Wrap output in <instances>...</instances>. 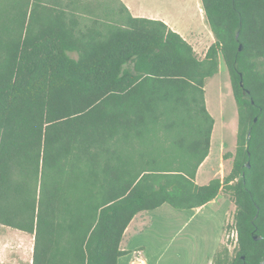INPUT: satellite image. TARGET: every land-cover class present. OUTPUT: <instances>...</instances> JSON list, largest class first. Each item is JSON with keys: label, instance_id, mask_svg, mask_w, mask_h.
I'll use <instances>...</instances> for the list:
<instances>
[{"label": "trees", "instance_id": "trees-1", "mask_svg": "<svg viewBox=\"0 0 264 264\" xmlns=\"http://www.w3.org/2000/svg\"><path fill=\"white\" fill-rule=\"evenodd\" d=\"M200 5L214 38L203 59L119 0H0V225L33 236L32 264H117L136 215L220 193L236 245L211 264H264V0ZM220 59L235 152L226 177L198 186Z\"/></svg>", "mask_w": 264, "mask_h": 264}, {"label": "rangeland", "instance_id": "rangeland-1", "mask_svg": "<svg viewBox=\"0 0 264 264\" xmlns=\"http://www.w3.org/2000/svg\"><path fill=\"white\" fill-rule=\"evenodd\" d=\"M206 100L219 114L217 121L222 125L212 134V152L208 162L201 166L200 184H206L207 179L211 180L213 176L219 179L226 177L231 170L232 158L223 160V155L235 152L237 111L222 60L218 74L208 80ZM222 145L224 149L221 151ZM234 213L235 206L230 196L220 193L216 201L192 218L186 211L172 209L149 214L151 223H147V229L128 245L131 260L137 263L143 260L147 264H205L215 243V253L226 248L231 256L236 245ZM140 247L144 249L138 251Z\"/></svg>", "mask_w": 264, "mask_h": 264}, {"label": "crops", "instance_id": "crops-1", "mask_svg": "<svg viewBox=\"0 0 264 264\" xmlns=\"http://www.w3.org/2000/svg\"><path fill=\"white\" fill-rule=\"evenodd\" d=\"M119 1L125 6L129 14L133 18L163 22L170 30L179 34L192 47L193 51L199 59L204 58L207 49L214 43V38L204 20L200 0ZM220 61L218 72L220 68ZM208 80L206 81L204 87V101L206 110L213 118L214 124L210 137V148L208 156L199 166L196 173L195 183L198 186L206 185L212 180L207 179L208 182L206 184H200L198 182L199 173L204 167L203 165L208 162V158H210L212 152V134L213 132L215 134V131L219 127V125H222V122L217 121V116L219 117V114L214 111V107H212L211 103L209 105V102L206 100V85L208 84ZM211 84L209 85V87L211 86ZM221 147L222 148L220 149L222 151L224 149V145H222ZM201 166L203 167L201 168ZM214 178L215 177L213 176V179ZM217 198L202 208L186 212L189 213L191 215L190 218H192L194 215L199 214L203 210H205L214 201H216ZM163 210L169 211L171 210V208L168 205H162L160 208L152 212H143L133 218V220L126 228L122 240L119 244V250L124 252V255L117 260V264H147V262L143 260H140L139 263H137L138 261L134 262L133 259L131 260V251L128 250V245L133 239H135L139 234H143L147 229V223H151L149 214L157 213L159 211L161 212ZM33 243V236L0 225V264H32ZM141 249L144 248L140 247L138 248V251H142ZM215 250L216 243L214 244L211 251L207 254L205 264H211L213 255L215 254Z\"/></svg>", "mask_w": 264, "mask_h": 264}, {"label": "water", "instance_id": "water-1", "mask_svg": "<svg viewBox=\"0 0 264 264\" xmlns=\"http://www.w3.org/2000/svg\"><path fill=\"white\" fill-rule=\"evenodd\" d=\"M239 50H241V46H239ZM240 86L241 87L243 86L242 82H240ZM244 93L249 94V92L247 90H245ZM247 166H248V164H247ZM252 239L254 241H260L262 239V237L255 235V234H252Z\"/></svg>", "mask_w": 264, "mask_h": 264}]
</instances>
